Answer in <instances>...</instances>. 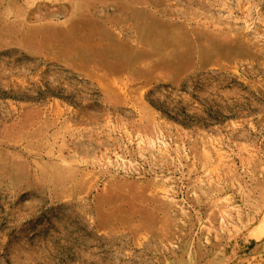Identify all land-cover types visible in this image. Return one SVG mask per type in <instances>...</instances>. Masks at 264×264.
Returning <instances> with one entry per match:
<instances>
[{"label":"rangeland","instance_id":"obj_1","mask_svg":"<svg viewBox=\"0 0 264 264\" xmlns=\"http://www.w3.org/2000/svg\"><path fill=\"white\" fill-rule=\"evenodd\" d=\"M0 264H264V0H0Z\"/></svg>","mask_w":264,"mask_h":264}]
</instances>
